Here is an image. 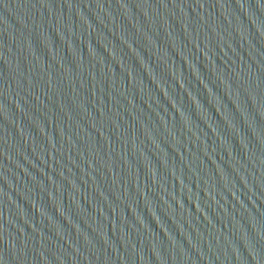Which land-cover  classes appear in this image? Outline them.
<instances>
[{
	"label": "water",
	"instance_id": "obj_1",
	"mask_svg": "<svg viewBox=\"0 0 264 264\" xmlns=\"http://www.w3.org/2000/svg\"><path fill=\"white\" fill-rule=\"evenodd\" d=\"M0 264H264V0H0Z\"/></svg>",
	"mask_w": 264,
	"mask_h": 264
}]
</instances>
